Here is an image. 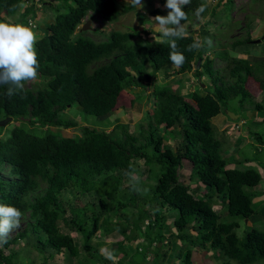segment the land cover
I'll use <instances>...</instances> for the list:
<instances>
[{"label":"trees","instance_id":"1","mask_svg":"<svg viewBox=\"0 0 264 264\" xmlns=\"http://www.w3.org/2000/svg\"><path fill=\"white\" fill-rule=\"evenodd\" d=\"M26 1L29 5L17 12ZM38 1L56 11L35 43L40 87H23L8 96L10 85H0V120L10 117L16 124L0 139V203L18 208L25 222L0 246V264H12L23 257L21 253L33 263L45 252L42 264L62 254L77 264H164L168 252L179 264H192L193 252L209 253L220 264L264 260V189H257L264 178V158L257 160V154H264V101L255 103L247 86L249 78L264 93V59L249 64L218 45L213 57L225 64L215 71L214 58L204 56V44L189 51L196 39L185 24L194 25L189 19H197L194 12L201 0H191L184 9L188 18L181 23L187 35L176 43L186 60L179 68L169 61L165 39L158 35L161 40L153 41L143 28L95 30L102 38L97 41L79 30L87 16L98 17L105 26L129 11L116 0H56L55 5ZM231 3L226 0L223 7ZM148 14L161 12L152 9ZM15 15L16 23L27 26V20L35 18L34 0H0V22ZM209 24H202V36L208 37ZM242 44L252 41L247 36L229 48L250 56ZM145 62L153 75L161 71L162 80L168 77L166 67L175 75L192 71L200 86L205 76L212 90L182 95L166 86L153 87L151 113L144 111L135 128L131 121L120 123L113 117L120 107L118 98L132 85L146 86L142 82L150 76L138 69ZM143 99L148 103V97ZM232 100L238 101L233 114L253 111L260 119L258 129H244L256 147L253 158L243 162L259 164L261 172L227 168L240 161L221 156L224 144L216 139L211 120L228 110L226 104ZM66 110H73V116L69 118ZM51 129H76L79 136H59ZM177 134L181 141L163 149L169 136ZM137 160L148 168L141 170ZM183 169L189 170V183H200V189L179 181ZM85 198L90 201L80 205ZM257 198L261 199L254 202ZM216 202L220 211L213 209ZM259 206L261 210H255ZM164 226L170 229L166 236ZM108 237L114 242L106 244ZM16 239L24 243L21 250L12 248ZM100 248L120 258L106 259ZM33 250L38 254L29 257Z\"/></svg>","mask_w":264,"mask_h":264},{"label":"rangeland","instance_id":"2","mask_svg":"<svg viewBox=\"0 0 264 264\" xmlns=\"http://www.w3.org/2000/svg\"><path fill=\"white\" fill-rule=\"evenodd\" d=\"M25 1V0H24ZM45 2H50L53 5L56 4V0H43ZM223 2V0H221ZM249 1V2H248ZM218 0H203V4L206 7L205 12L202 14V17H199L198 21L196 22L197 19H189L191 22L192 20L195 25H190V23H186L187 29L191 28V31L193 33V36L197 39L199 38L202 43L207 46L208 43L207 41H211V46H207L209 49V52L212 54L213 49L212 48H217V46H224L226 44V50L228 51V44L230 42H233L234 40L237 39H244L245 34L250 35L254 39V41L259 40V42H256L255 44H242L241 46L247 49L250 52L251 57H245L241 55H237L240 58H246L248 59L249 64H253L257 62L259 59L262 58L264 59V40H262L264 36V6L260 4V1L253 2L251 3L250 0H235V2L232 4L233 9L231 10L230 8L226 7L224 8L223 5L219 6L216 9L211 10L212 8L215 7L217 4ZM43 3V2H42ZM116 3L123 7H129V11L126 12L125 14L119 16L117 21H115L113 24L110 25H103L102 22L98 17L94 18H87L89 20V30L87 31L88 34L87 36L93 40H102L101 37H99L98 33L95 32V30H99V32L103 31L104 33H107L109 30H117V31H127L129 29H135V30H141L143 28L146 33H147V38L152 39L153 41H160L161 38L158 35H161L160 32L156 29L155 25L150 21L152 17L148 14V11L152 9H158L161 12V15H166L167 10L164 8V3L165 0L162 2L160 0H151L150 3H147L146 0H142V3L144 4L143 9H139L136 7H133L132 4L130 3V0H116ZM29 3L23 2L20 6L17 12H21L23 8L28 5ZM35 6V18L32 20L31 28L32 30L36 33V40L41 37L42 35V30L40 31V28H43L49 19L56 14V11L50 7H45L43 4L39 2L34 3ZM41 6V7H40ZM59 13H62L63 11L60 10L58 11ZM89 15V14H88ZM149 15V16H148ZM256 18V20H254ZM16 19V16H9L6 17L7 22H12ZM44 22V24L42 23ZM206 21H209V26H206L205 30L210 31L208 33V37L202 36V34L199 32L200 28H202V25H199V23L203 24ZM16 22V21H15ZM258 22V23H257ZM34 25V27H33ZM193 27V28H192ZM214 28V30H213ZM92 30V31H91ZM213 30V32H211ZM91 32V33H90ZM232 52H229V55L231 56ZM214 58V57H212ZM213 70H217L218 68H221L224 66V62L213 59ZM138 69L143 72L144 75H148L151 78H149L144 82L146 85L145 87L142 86L139 88L138 86H132L131 90H128L126 92L123 91V93L120 94L118 101L120 103V107L114 112L113 117L117 118V121L120 123H127L131 121L130 125L135 128L134 125L138 124V122L143 121L144 118V111H148L151 113L150 109V103H151V98L149 93L151 92V89L153 87H157L159 85L161 86H166L169 87V89H172L173 92H179L180 94H189L193 90L197 91L198 93L206 91L209 92L208 90H212L210 84L207 83L206 77L201 76L200 81H202V86L199 85L198 80L191 74L192 72L182 74V75H174L172 67H166L165 71L168 74V77L165 80H161V71L156 72L153 75V69L152 66L148 63L145 62L142 65L138 66ZM136 78H139L137 73L133 74ZM143 83V82H142ZM247 86L249 87V91L251 93V98L255 103L264 101V93H260L257 86L253 83V80H250L248 78V83ZM25 88H36L40 87V82L39 79L36 78L35 80L32 81H26L24 84ZM147 89H142L146 88ZM144 96L149 98L148 103L145 104V99H139L138 95ZM203 94V93H202ZM136 97V102L133 103V105L130 104V101L133 100ZM238 104L237 100H232L227 102L226 108L230 113L234 110V107H236ZM76 108V107H74ZM75 110V109H74ZM222 111V110H221ZM211 120V122L214 124L215 129H216V139L221 140L223 142L224 146H222L221 149V156L227 160H237L240 161L238 164H233L230 163L227 165V168H236L238 170H244L245 168H255L257 171L263 170L261 166L255 162H243V160H250L253 158V154L255 153V144L252 143L248 137L245 136L244 134V129L249 127L250 130H254V128H257V124L260 125L259 123L260 119L255 115L253 111H248L246 113H243L239 115L237 119H228L226 117L225 112H221ZM65 113L70 116H73V110H66ZM109 118H112L111 116ZM16 125L10 124L9 126H6L2 130H0V139L4 138L5 131L7 129H10L11 126ZM175 131H179V125H174ZM53 130V129H51ZM75 130V131H74ZM67 129L60 131V134L62 136H71L75 139L78 138L79 136V131L76 129ZM225 130V132H223ZM57 130L54 129L53 132H56ZM181 141V135H170L169 139L167 142L163 144V149L167 147L168 145L170 147H173L176 143ZM264 153V152H263ZM257 154L258 157V162H263L264 154L259 155ZM242 160V161H241ZM228 161V162H229ZM184 163H187L186 161H183ZM136 164L141 167V170H144L145 168L147 169L148 167L144 166L140 160L136 161ZM235 165V166H234ZM154 171H157V168H154ZM181 173L179 181L183 185H188L189 179L188 175L189 172L188 170H181L179 171ZM191 187L196 191L197 189H200L201 185L200 184H194L191 185ZM260 191L264 189V178L261 179L259 182V186L257 187ZM198 192V191H197ZM194 196L197 195V193H192ZM261 198H257L254 200L257 201ZM86 201H90L87 198L81 200V204H84ZM90 203V202H89ZM264 205V204H263ZM262 206L256 207L255 210H261ZM213 209L216 211H220V205L219 202H216V204L213 206ZM98 211V210H97ZM172 212H167V214H171ZM240 227L243 226V223L241 221L238 222ZM245 223V222H244ZM25 222L22 220L20 222V227L18 229H14L8 236L9 239L13 238L14 235H16L21 229L24 227ZM68 231V230H65ZM163 235L166 236L169 232L170 229H168L167 226H164L162 228ZM72 237L76 236V234L71 231L69 232ZM117 240H120L118 238ZM114 242L113 238L108 237L105 240V243L108 244V242ZM174 242V240L171 241V243ZM177 243V242H176ZM23 241L16 239L15 244H13L12 248L16 250H21L23 248ZM134 245V242L132 243V246ZM10 248V249H12ZM8 249V251H10ZM13 249V250H14ZM101 249L105 248H100ZM4 254H8L6 250L3 251ZM48 252H45L43 254H40V256H37L34 260V262H29L28 259H25L24 253H21L23 257L20 255L17 259L13 260L12 264H42L41 257H45V255ZM38 253L33 250L32 253L29 254L35 257ZM120 258L119 255H116V259ZM229 264H235L233 261H229ZM192 264H220V262L216 261L211 254L209 253H192V259H191ZM45 264H77L74 259L68 258L66 255H54L51 259L46 258ZM125 264V263H123ZM164 264H179V260L175 257L172 256L170 252H168L167 255V263L165 262ZM259 264H264V260L259 262Z\"/></svg>","mask_w":264,"mask_h":264},{"label":"clouds","instance_id":"3","mask_svg":"<svg viewBox=\"0 0 264 264\" xmlns=\"http://www.w3.org/2000/svg\"><path fill=\"white\" fill-rule=\"evenodd\" d=\"M201 1L203 2V0H201ZM231 1H232V3H231L230 9L232 10L233 9L232 4L235 2V0H231ZM250 1H251V3L257 2L254 0H250ZM37 2H39V1L34 0V3L37 4ZM225 2H226V0H223V2L221 0H218L215 7L212 8L211 10L216 9L219 6H222L223 4H225ZM130 3L132 4L133 7H136L139 9L144 8V4L142 3V0H130ZM190 3H191V0H165L164 8L167 10V14L166 15H156V16L152 17L150 20L155 25L156 29L160 32L162 38H164L165 41L169 44V48H170L169 61L176 68L181 67L185 63V60H186V57L180 51L177 50L176 40L178 38H184L187 35L185 28H184V25L181 22L186 21L188 18L187 13L185 12L184 9H185V6H188ZM260 4L262 6H264V4H262V3H260ZM35 6L36 5H34V9H35ZM205 10H206V7L204 4H201L200 6H198L195 9L194 14L197 16L196 22L198 21L199 17H202L201 14L204 13ZM16 18H17V16H16ZM87 20L88 19H86V17H85L81 21L80 25L78 26L79 30H80L81 26L84 24V22ZM254 20H256V18ZM15 21H16V19L10 23L9 22H0V85H10V87H8L7 93H6L8 96H12V95L16 94L17 90H22L24 87V82L35 80L38 76V68H39L38 55H37V52L35 49L36 33L31 28L32 20L31 19L27 20V26L24 24L16 23ZM193 21L194 20H192V23H193ZM199 25H202V24L199 23ZM33 27H34V25H33ZM201 29L202 28H200V30ZM88 30L81 31V32H87ZM188 30L191 31V28H189ZM191 34L193 35V33H191ZM247 36L251 39L252 44L259 42V40L254 41V39H257L258 36L256 38H252V37H250V35L245 34L244 39ZM262 40H264V36H263ZM207 43L209 46H211L210 40H208ZM229 44H228V50H230L232 53H234V54H232V56H235V54H236V57H238V58H240V57L237 55L244 56L243 54L233 52L229 48ZM207 46L204 45V48H206V52H205L204 56L213 57V51L211 54L209 52V49L207 48ZM224 46L226 47V44ZM202 47H203L202 41L199 38H197L192 44H190L188 46V50L189 51L199 50ZM212 49H214V48H212ZM247 57H251V56H247ZM258 59H259L258 61L262 60V58L261 59L258 58ZM199 61L200 60L196 61V64H197V66L195 64L196 68H198V66H199ZM190 72H192V71H190ZM183 74H186V73H183ZM191 74L193 75V72ZM179 75H182V74H179ZM144 77H145V75H144ZM148 79L149 78L145 77L146 83H147ZM144 82H143V84H144ZM147 85H148V83H147ZM132 86H134V85H132ZM132 86L124 89L123 91L124 92H126L128 90L132 91L131 90ZM138 87L141 88L142 86L141 87L138 86ZM142 89H147V87L142 88ZM143 97H144V94H143ZM143 97L138 95L139 99H143ZM134 100H136V97L134 98ZM224 112H226V111H224ZM244 113H246V112H244ZM238 117L239 116L237 115V118ZM6 118H10V117H6ZM1 120H3V119H1ZM11 123H12V119L10 120V122H7L4 126H0V128L1 127L5 128L6 125L11 124ZM0 130H2V129H0ZM63 130H67V129H60L54 133L59 132L58 135L62 136L60 134V131H63ZM223 132H225V130H223ZM221 149H222V147H221ZM188 172H189V170H188ZM194 184H200V183L197 182ZM194 184H190V187H191V185L194 186ZM201 187H202V185H201ZM22 216H23V213L18 208L14 207L10 204L0 203V246L7 243V238L9 236V234L14 229H18L20 227V222H21ZM101 253L103 255H105L106 259L113 260V261L116 259V256L112 250L101 249Z\"/></svg>","mask_w":264,"mask_h":264},{"label":"water","instance_id":"4","mask_svg":"<svg viewBox=\"0 0 264 264\" xmlns=\"http://www.w3.org/2000/svg\"><path fill=\"white\" fill-rule=\"evenodd\" d=\"M89 29V21H85L84 24L81 26L80 31H86ZM197 66V64H196ZM226 116L228 117V119H236L237 115H234L228 111L225 112ZM10 118H5L3 120L0 121V126H4L7 122H10Z\"/></svg>","mask_w":264,"mask_h":264}]
</instances>
